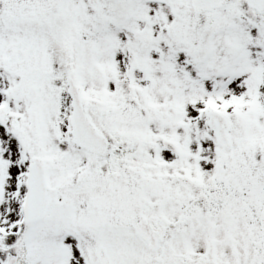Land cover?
Segmentation results:
<instances>
[{
    "label": "snow or ice",
    "instance_id": "snow-or-ice-1",
    "mask_svg": "<svg viewBox=\"0 0 264 264\" xmlns=\"http://www.w3.org/2000/svg\"><path fill=\"white\" fill-rule=\"evenodd\" d=\"M0 264H264V0H0Z\"/></svg>",
    "mask_w": 264,
    "mask_h": 264
}]
</instances>
